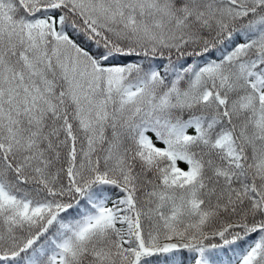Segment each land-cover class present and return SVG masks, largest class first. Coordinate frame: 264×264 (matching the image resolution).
Segmentation results:
<instances>
[{"label": "snow or ice", "instance_id": "snow-or-ice-1", "mask_svg": "<svg viewBox=\"0 0 264 264\" xmlns=\"http://www.w3.org/2000/svg\"><path fill=\"white\" fill-rule=\"evenodd\" d=\"M0 264H264V0H0Z\"/></svg>", "mask_w": 264, "mask_h": 264}]
</instances>
